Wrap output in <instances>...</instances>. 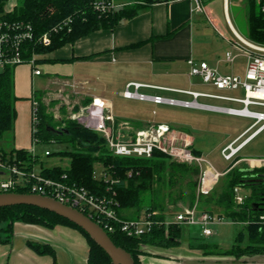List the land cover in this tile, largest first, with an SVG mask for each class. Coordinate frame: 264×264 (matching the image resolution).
I'll use <instances>...</instances> for the list:
<instances>
[{"label":"trees","instance_id":"trees-1","mask_svg":"<svg viewBox=\"0 0 264 264\" xmlns=\"http://www.w3.org/2000/svg\"><path fill=\"white\" fill-rule=\"evenodd\" d=\"M8 1L0 0V22L22 23L31 27L33 39L23 43L21 58L26 62L32 55H36V63H38L49 61L41 57L66 44H72L97 30L111 31L123 20L138 15L145 7L169 0H134L131 4H125L117 10L102 15L93 9L92 0H20L11 11H6L5 5ZM262 6L264 0H259V3H256V0H243L248 23L246 40L258 45H264ZM68 18L71 19L70 31L64 29L52 34L48 46L38 42L43 33ZM15 67L6 65L0 69V141L6 134H12L16 118L14 103L18 99L13 93ZM41 96L40 92H34L33 98L38 104L39 118L35 138L38 143L58 141L70 144L72 151L60 153L62 157L69 159L70 167L66 170L60 167L43 168L37 157H33L29 151L16 149L5 151L0 148V161L8 164L20 162L28 170L40 165L39 173L45 178L84 188L93 195L112 198L118 203L117 213L123 219L128 218L121 216V212L131 211L135 216L132 219L138 218L142 212H150L156 213L153 215V220H163L166 216L165 200L168 199L169 202L173 200L171 192H166L165 189L188 179L187 192L182 194L181 198L185 199L189 206L197 202L201 210L226 217L236 224H243L248 237L247 244L241 246L239 240L243 233L239 232L231 248L220 254L212 253L216 245L195 239V243L188 245L190 249L201 250L203 256L222 255L232 256L235 259L264 255V219H261L264 217V210L256 209L252 205L260 196H264V166L250 169L245 165L231 164L218 180L221 184L219 191L215 192V185L208 196H197L196 183L192 180L199 174L197 167L174 162L158 150H154L150 158L115 156L110 153L104 138L99 133L70 120L63 119L62 123L65 127L53 132L49 128L55 129V126L61 122L54 121L53 117L46 113L47 108L42 103ZM87 101L91 102V100ZM133 126L135 129L143 127L138 122H134ZM193 153L197 156L201 155L196 150H193ZM237 160L236 157L234 162ZM94 164L101 165L106 174L118 182L110 184L105 180L94 179ZM236 188L249 192L244 196L241 204L235 203ZM12 192L28 193L25 188H16ZM18 222L46 229L57 226L71 228L87 243L86 264H113L110 257L80 228L62 217L32 206L0 208L1 244H10L14 224ZM108 235L117 247L130 254L134 264H141L139 257L144 254L141 250L142 246L169 249L178 247L181 243V227L177 225L153 226L149 232L140 237H127L120 231ZM27 246L38 255L50 256L53 264H57L55 251L50 245L27 242Z\"/></svg>","mask_w":264,"mask_h":264},{"label":"crops","instance_id":"crops-1","mask_svg":"<svg viewBox=\"0 0 264 264\" xmlns=\"http://www.w3.org/2000/svg\"><path fill=\"white\" fill-rule=\"evenodd\" d=\"M114 1L117 5L134 2V0ZM202 3V13L194 10L195 5L190 0H169L147 6L138 15L123 20L111 31L97 30L41 57L49 61L36 63L40 75H33L31 66L27 64L16 66L13 75V93L18 100L14 103L16 118L10 135L9 150L30 152L32 149L31 101L34 92L43 93L44 97L52 87L60 84L63 93L78 95L79 98L89 99L92 103L107 104L110 108L108 114L115 120L121 121L112 115L111 97L114 95L121 98V93L128 83L160 87L165 90L157 91L176 93L167 89L182 90L176 85L189 82V60L205 61L210 67H217L219 70L220 65H225L223 54L227 50H223V46L231 47L229 40L232 39L233 34L240 35L229 20L228 4L225 6L222 1L223 20L219 14L218 0H203ZM12 6L15 5L13 3L5 5V10L11 11L9 8ZM225 23L232 35L221 32ZM209 27L215 35L210 33ZM37 81L38 87L35 85ZM156 82H160L161 85ZM166 82L169 83L168 86ZM169 127L177 135L180 132L178 131L180 129ZM244 131L225 144L221 151L240 137L239 142L246 141L236 154L238 160L235 165H245L250 169L258 168L250 165L252 164L250 162L254 164L264 162V157L238 155L264 132V129L250 137L248 133L245 134L247 136L242 135ZM229 137L224 138L221 143L226 142ZM225 170L219 173H224ZM3 173L4 171L0 169L1 180L7 178L3 177ZM121 216L128 219L135 218L131 211H123ZM27 242L50 245L55 251L57 264L87 262L88 246L77 231L63 226L46 229L18 222L14 224L10 244L0 243V264H53L50 256L34 253L27 246ZM190 243H195L193 237L190 238L189 243L175 248L142 246L141 250L144 254L140 256V262L141 264H184L182 261L184 259L213 261L233 259L232 256H203L200 251L190 249L188 246ZM246 259L247 262L240 264H264V255H255Z\"/></svg>","mask_w":264,"mask_h":264},{"label":"built area","instance_id":"built-area-1","mask_svg":"<svg viewBox=\"0 0 264 264\" xmlns=\"http://www.w3.org/2000/svg\"><path fill=\"white\" fill-rule=\"evenodd\" d=\"M190 1L194 3V10L196 12H203V0ZM222 1L225 6L229 3V0ZM256 3H259V0H256ZM91 4L99 15L112 12L123 6L117 5L114 0H92ZM261 11L264 13V6L261 7ZM70 24V18L63 20L61 23L53 26L48 32L43 33L38 42L44 46H48L51 35L64 29L70 31ZM233 37L234 40L230 39L229 45L231 48L237 50L239 55H233L230 51H227L224 54L223 63L225 65H232L237 56L243 57L245 63L242 75H223L217 67H210L205 61L195 62L189 60V76L199 78L203 84L209 85L217 91L241 92V97L167 89L192 97L191 101L177 100L140 93V89H165L139 83H128L121 93V97L127 100L147 101L155 105L193 108L249 118L254 120V123L246 128L242 135L250 131L249 137L259 133L264 129V45L251 43L237 34H233ZM32 39V29L29 25L0 22V69L6 65L18 66L28 64L32 68L33 75H40V71L36 67V55H32L26 62L21 58L23 43L26 40ZM199 98L236 103L241 105V107L234 108L201 104L197 101ZM37 106V102L32 98V149L30 151L32 156L33 145L38 143V140L35 138L39 123ZM251 108L263 110L258 111ZM109 109V106L105 103L97 104L93 102L88 108L82 109L78 114H75L73 119L77 120L78 124L83 127L99 133L104 138L110 153L115 156L150 158L153 151L158 150L174 162L195 165L199 169V178L196 184L197 196H208L212 192L223 173L217 172L202 156L195 155L189 149L191 143L187 141L181 145L176 143L177 134L165 123L149 124L145 128L135 129L127 122L115 120L108 114ZM259 123L261 124L255 129L254 127ZM239 139L240 137L228 144L221 151V157L224 161L231 160L246 141L239 142ZM237 142L239 143L236 144ZM44 155L48 156L49 153L45 152ZM0 169L8 174L7 178L0 181V192H12L16 188H25L28 191L27 194L49 197L81 212L100 226L107 234H114L116 231H120L127 237H140L149 232L153 226L164 225L167 227L169 225H177L181 227L182 225H186L199 227L201 235L207 238L214 234L212 230L213 226L225 223L223 217L199 209L197 202L193 206H186L179 212L165 216L161 221L153 220V215H156V213L150 212H142L141 216L136 219H123L117 213L118 203L112 198L93 195L84 188L45 178L38 171H35V169L28 170L20 162L8 164L5 161H0ZM93 178L105 180L110 184L118 182V180L106 174L102 166L98 172L94 171ZM239 191L240 189H235V203L237 204H241L244 199L243 196L239 195ZM261 219H264V217H261ZM231 223L236 224L232 221Z\"/></svg>","mask_w":264,"mask_h":264},{"label":"rangeland","instance_id":"rangeland-1","mask_svg":"<svg viewBox=\"0 0 264 264\" xmlns=\"http://www.w3.org/2000/svg\"><path fill=\"white\" fill-rule=\"evenodd\" d=\"M117 1V0H116ZM120 1V0H119ZM124 1V0H122ZM220 2L219 14L224 20V14L222 11V0ZM20 0H9L6 5L13 3L17 5ZM118 2V1H117ZM13 7V6H12ZM9 9L12 10L13 8ZM227 11L229 20L235 29V31L243 38L246 39L248 32V23L246 17V11L243 8V0H229L227 5ZM210 33L214 34V31L209 27ZM225 31V32H224ZM222 33H228L232 35L226 25L221 29ZM232 40L234 37L232 36ZM239 44V43H237ZM230 51L233 55H239V52L231 47L223 46V50ZM225 53V51H224ZM223 54V53H222ZM224 55V54H223ZM223 57V56H222ZM245 60L242 57H238L237 60L232 65L223 66L220 65L219 70L223 75H242L244 71ZM28 65V64H27ZM21 67V66H20ZM168 81V80H166ZM160 84V82H156ZM168 82L166 85L168 86ZM38 87V81L35 83ZM182 90H190L200 93H207L213 95H221L228 97H241V92H227V91H217L215 88L203 84L201 80L197 77H190L189 82L183 83L182 85H176ZM140 93L148 95H161L165 97H172L177 100H187L191 101L192 97L179 93H170L165 91H157L152 89H140ZM41 101L46 106V113L50 114L54 121L61 122L55 127V131H60L64 126L62 123L63 119L77 122L73 119L75 114H78L80 110L88 108L92 102H88L89 99L79 98L78 95H71L67 92H62L61 85H56L52 87L46 95L43 97L41 93ZM112 98V115L117 117L119 120L129 123L133 126L134 122L143 123L142 126L145 127L148 124L155 123H165L172 128L180 129L177 135V142L179 145L183 144L185 141L191 143L189 149L193 152L196 150L200 152L202 157L209 162V164L217 171L222 172L229 165H235L234 159L236 155L229 161H224L221 157L220 151L222 147L235 138L239 133L248 128L251 124L254 123V120L244 117H236L225 115L222 113H216L205 110H198L193 108H183L178 106H169V105H155L147 101H137V100H127L120 97ZM201 104L215 105V106H224V107H234L239 108L241 105L236 103H230L226 101L214 100L209 98H199L197 100ZM253 110L262 111L263 109ZM62 112H64L62 114ZM78 123V122H77ZM261 123L257 124L254 128L256 129ZM80 125V124H79ZM81 126V125H80ZM142 127V128H143ZM183 129V130H181ZM254 130V129H252ZM251 131L247 134L250 135ZM245 135V136H247ZM229 137V139L223 144L221 141ZM10 134H6L0 141V148L4 150L10 149L11 139ZM256 137V136H255ZM244 139V138H243ZM237 142L236 144H238ZM194 144V145H193ZM236 146V145H235ZM72 151V146L68 143L63 142H39L33 145V156L37 157L38 162L43 168H53L60 167L62 169H68L70 167V161L66 157H62L60 153ZM45 152L49 153V156H45ZM238 156H251V157H264V132L258 135L249 145H247L243 151ZM233 162V163H232ZM253 167L264 166V162L254 164L250 162ZM195 166V165H192ZM36 167V168H35ZM35 171L39 172L40 165L34 166ZM101 169L99 164H94V171L98 172ZM8 174L4 171L3 177ZM2 177V178H3ZM198 175L193 177L192 180L197 184ZM220 179V178H219ZM1 180V178H0ZM188 179L177 182L172 187L165 189L166 192H171L172 201L165 200V212L166 216L172 215L176 212L182 210L184 206L188 205V202L185 199H182V194L187 192V183ZM220 181L216 184L215 192L220 190ZM239 195L247 196L249 194L246 190H240ZM200 209V208H199ZM216 213V211H214ZM225 223L217 226H213L212 230L214 234L211 237H203L201 235V230L196 226H181V243H189L191 237L197 241H203L211 245H216L212 250L213 254H220L223 251H226L231 248L234 244L236 237L239 232H242L240 244L244 246L248 242V237L246 235L243 224L235 225L231 223V220L223 217ZM149 248V246L147 247ZM200 253L203 252L201 250ZM203 255V254H202ZM140 259V257H139Z\"/></svg>","mask_w":264,"mask_h":264},{"label":"water","instance_id":"water-1","mask_svg":"<svg viewBox=\"0 0 264 264\" xmlns=\"http://www.w3.org/2000/svg\"><path fill=\"white\" fill-rule=\"evenodd\" d=\"M49 130L53 132L55 131L52 128H49ZM20 205L32 206L46 210L68 220L84 231L90 237V239L110 257L113 264H134L129 253L117 247L111 241L109 235L100 226H98L81 212L61 204L49 197L35 194L0 192V208ZM246 258L249 257H242L240 259L233 258L222 261H213L207 259H184L182 261L184 264H240L247 262L248 259Z\"/></svg>","mask_w":264,"mask_h":264},{"label":"flooded vegetation","instance_id":"flooded-vegetation-1","mask_svg":"<svg viewBox=\"0 0 264 264\" xmlns=\"http://www.w3.org/2000/svg\"><path fill=\"white\" fill-rule=\"evenodd\" d=\"M252 205H254L256 209L264 210V196H260L259 200Z\"/></svg>","mask_w":264,"mask_h":264},{"label":"bare ground","instance_id":"bare-ground-1","mask_svg":"<svg viewBox=\"0 0 264 264\" xmlns=\"http://www.w3.org/2000/svg\"><path fill=\"white\" fill-rule=\"evenodd\" d=\"M100 103L102 104V102H97V104H100ZM255 163H256V162H255Z\"/></svg>","mask_w":264,"mask_h":264}]
</instances>
